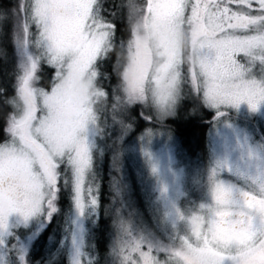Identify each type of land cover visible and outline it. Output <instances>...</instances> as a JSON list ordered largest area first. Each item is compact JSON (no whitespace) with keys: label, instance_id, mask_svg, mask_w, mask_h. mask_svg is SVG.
Here are the masks:
<instances>
[{"label":"snow or ice","instance_id":"obj_1","mask_svg":"<svg viewBox=\"0 0 264 264\" xmlns=\"http://www.w3.org/2000/svg\"><path fill=\"white\" fill-rule=\"evenodd\" d=\"M6 31L19 55L0 79V264H27L16 226L50 219L62 187L80 215L97 204L86 174L98 125L175 145L194 140L205 109L264 108V0H16ZM239 152L213 162L207 201L174 209L184 231L170 242L121 224L119 264H264V162L243 141ZM241 169L243 189L224 179Z\"/></svg>","mask_w":264,"mask_h":264},{"label":"rangeland","instance_id":"obj_2","mask_svg":"<svg viewBox=\"0 0 264 264\" xmlns=\"http://www.w3.org/2000/svg\"><path fill=\"white\" fill-rule=\"evenodd\" d=\"M15 5L16 0H12L11 8H0V16L7 19L9 11H15ZM13 48H16L14 43ZM184 104L185 110L192 108L190 101L185 100ZM204 124L206 140L202 161L191 158L179 141L172 144L171 137L141 143L138 134L131 138L122 151H118V148H112V142L115 140L119 144L125 134L118 137L115 125H98V131H89L87 139L91 145L92 161L86 174V183L95 193L97 204L87 205L80 215L72 201L67 218H61V236L63 243L67 244V264H72L74 258L77 264L80 261L83 264H119L115 244L120 235L121 224L127 227L128 232L142 239L170 242L175 235L184 231V221L177 218L174 209H178L183 215L186 214V209L207 201L206 181L213 162L226 156L230 163L235 164L241 159V141L257 151L251 161L253 164L258 162L255 155H259L260 162H264V142L261 139H264V108L250 110L247 106H242L222 118L212 117ZM142 148L152 154L158 167L155 174L151 171L148 159L142 154ZM104 153L116 160V166L112 169L117 177L111 184L112 194L101 205L99 185L93 174V158L95 156L100 159ZM246 176L245 169L239 172L233 170L227 172L224 179L243 189L246 185L238 186L236 179H245ZM161 188L165 190L162 192ZM56 206L58 204L55 200V209ZM56 210L51 215L52 218L56 217ZM100 218L103 230L107 229L109 232V240L106 241L107 251L99 257L94 253L96 243L89 240V232L92 226L101 227ZM37 220L38 215L31 219Z\"/></svg>","mask_w":264,"mask_h":264},{"label":"trees","instance_id":"obj_3","mask_svg":"<svg viewBox=\"0 0 264 264\" xmlns=\"http://www.w3.org/2000/svg\"><path fill=\"white\" fill-rule=\"evenodd\" d=\"M6 7L11 8L12 7V0H0V8ZM1 43H0V79H7L8 81H11L12 76L11 73L13 72L14 66L17 62L18 52L17 48H13V38L10 32H5L3 36H0ZM181 108L178 109V111H187L186 105L184 104V101L181 102ZM185 107V109L183 108ZM184 109V110H183ZM208 115L204 116L202 120L199 121L200 127L195 129V137L194 140L191 143H188L187 140H184V143L179 142L180 145L185 148V151L190 154L191 158H199L201 161L204 159L203 155L205 152V140L204 137L205 134V122L206 120H210L212 117V112L209 110H205ZM173 128H175V125H173ZM139 133H137L138 135ZM181 138L184 137H190L192 135L191 131L189 129H182L181 130ZM132 137H130L128 134L124 135V139L118 144L115 140L112 142V148L117 149L118 151H122L124 147L128 145V142ZM115 146V147H114ZM113 152H111L112 154ZM93 174L95 176L96 181L99 185V199L100 204L103 205L107 202V198L112 194L110 190H112L111 184L115 182L117 175L113 171L112 168L116 166L115 159L110 157L104 153L103 156L100 159H97L95 156L93 158ZM111 170V172H110ZM100 205V206H101ZM102 218H100V226L96 227L92 226V229L89 232V240L91 242L96 243V247L94 249V253L99 256L103 255L106 251V241L109 240V232L108 230H103V223L101 221ZM108 226V225H107ZM113 231V230H112ZM111 231V233H112ZM105 233H108V235H105ZM96 250V251H95ZM100 257V256H99Z\"/></svg>","mask_w":264,"mask_h":264},{"label":"flooded vegetation","instance_id":"obj_4","mask_svg":"<svg viewBox=\"0 0 264 264\" xmlns=\"http://www.w3.org/2000/svg\"><path fill=\"white\" fill-rule=\"evenodd\" d=\"M236 181L238 186H245L247 176L245 179H236ZM56 201L58 206H56L55 218L51 216L45 221L44 215L38 214L37 221L29 220L16 226L19 237L22 238L27 264H67V244L63 243L61 236L63 228L61 218H67L71 210L72 198L62 187Z\"/></svg>","mask_w":264,"mask_h":264}]
</instances>
